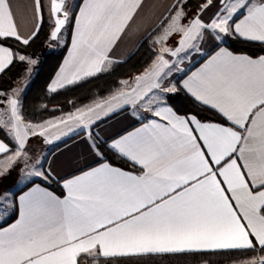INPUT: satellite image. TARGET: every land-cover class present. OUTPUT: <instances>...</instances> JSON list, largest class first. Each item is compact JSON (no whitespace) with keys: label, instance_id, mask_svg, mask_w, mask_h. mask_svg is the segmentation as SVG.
I'll return each instance as SVG.
<instances>
[{"label":"snow or ice","instance_id":"1","mask_svg":"<svg viewBox=\"0 0 264 264\" xmlns=\"http://www.w3.org/2000/svg\"><path fill=\"white\" fill-rule=\"evenodd\" d=\"M30 5L29 21L27 3L0 0V78L19 68L0 87V264H264V0ZM42 34L49 55L67 51L53 94L147 45L145 63L103 98L32 121L23 101Z\"/></svg>","mask_w":264,"mask_h":264},{"label":"trees","instance_id":"2","mask_svg":"<svg viewBox=\"0 0 264 264\" xmlns=\"http://www.w3.org/2000/svg\"><path fill=\"white\" fill-rule=\"evenodd\" d=\"M47 31V26H45ZM43 34L41 40H38L30 51L38 53L39 58L44 60L42 71L34 83H30V91L23 101L24 115L32 121H41L45 118L62 114L61 111H51L50 106H57L63 113L69 110L84 105L93 101V93L98 92L99 96L96 99L103 98L110 87H116L118 79L125 78L129 75L136 74L142 71L145 63V52L147 45L140 49L126 63H119L114 68L110 75H99L98 77L87 78L82 82H78L73 86H68L63 90H59L53 94L47 92V85L54 73L58 69L66 50L61 51L57 55H49V50L42 46ZM19 71L18 67L13 68L7 76L0 78V87L10 88L12 85L8 83V76H15ZM70 101H75L72 108H69ZM46 107L49 111H39L40 108ZM60 193L59 189H55ZM205 261L208 264H228L229 258L224 255H208V256H183V255H168V256H153V257H134L127 260V264H189Z\"/></svg>","mask_w":264,"mask_h":264},{"label":"crops","instance_id":"3","mask_svg":"<svg viewBox=\"0 0 264 264\" xmlns=\"http://www.w3.org/2000/svg\"><path fill=\"white\" fill-rule=\"evenodd\" d=\"M19 2H21V3H27V5H28V9H29V21H30V8H31V5H30V0H19ZM48 3H49V0H44V4H45V6L47 7V5H48ZM147 3L148 4H152V3H155L156 5H160V4H163V3H165V0H147ZM153 11L154 12H156V13H158L159 11H162V9H160L159 7H157V8H155V9H153ZM154 17H152L151 15H149V20H151V19H153ZM30 26V23H26L25 21H24V19H21V28H22V30H26L27 29V27H29ZM132 47H133V45H132V42H126L125 44H122V45H120V47H119V49H117V51L113 54V55H115V56H119L121 59H123L128 53H130L131 51H132ZM49 50V49H48ZM65 55H67V51L65 52V54H64V56ZM64 56H63V58H64ZM63 58H62V61H63ZM62 61H61V63H62ZM60 63V64H61ZM58 70V69H57ZM56 70V71H57ZM137 74V73H136ZM135 74H132V75H129V76H127V77H125V78H122V79H128V78H131V77H133ZM53 78V77H52ZM51 78V79H52ZM50 82V81H49ZM49 84V83H48ZM23 85H24V83H23ZM17 87H23L22 86V84H20V82L18 83L17 82V85H16ZM48 86V85H47ZM117 86V85H116ZM99 100V99H98ZM89 103H91V102H89ZM89 103H86V104H89ZM86 104H84V105H86ZM84 105H81V106H84ZM59 116V115H58ZM52 117H56V116H52ZM48 118H51V117H48ZM0 119H4V120H7L8 119V115H3V116H0ZM35 143V142H34ZM37 147H40L39 145H37ZM57 194H60V193H58L57 192ZM9 223H11V221H9ZM159 256V255H158ZM189 264H208L207 262H205V261H202V262H195V263H189ZM228 264H230V263H228Z\"/></svg>","mask_w":264,"mask_h":264},{"label":"rangeland","instance_id":"4","mask_svg":"<svg viewBox=\"0 0 264 264\" xmlns=\"http://www.w3.org/2000/svg\"><path fill=\"white\" fill-rule=\"evenodd\" d=\"M20 82V84H22V86H23V83H25V82H27L26 80H21V81H19ZM18 82V83H19ZM49 108H51V109H54V108H58L57 106H50ZM71 110H74V108L73 109H71ZM59 115H61V114H59ZM56 116H58V115H56ZM257 255H259V254H257Z\"/></svg>","mask_w":264,"mask_h":264}]
</instances>
